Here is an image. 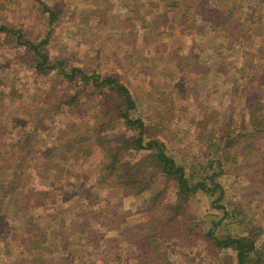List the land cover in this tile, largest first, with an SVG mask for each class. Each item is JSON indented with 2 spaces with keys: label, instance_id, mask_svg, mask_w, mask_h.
<instances>
[{
  "label": "rangeland",
  "instance_id": "rangeland-1",
  "mask_svg": "<svg viewBox=\"0 0 264 264\" xmlns=\"http://www.w3.org/2000/svg\"><path fill=\"white\" fill-rule=\"evenodd\" d=\"M198 1L0 0V24L17 29L32 43L47 39L42 49L51 62L65 58L68 68L78 66L90 71L95 68L102 75L115 73L136 97L139 107L136 116L145 120L147 133L165 142L169 149L176 148L180 159L196 161L193 170L187 168L190 173L198 170L197 166L209 159V155L217 163L221 151H213L215 148L207 146L205 140L214 136V141H220L211 132L216 124H224L222 119L231 111L235 115V128L243 124L242 115L248 107L264 112V99L258 100L264 90V56L262 61L239 70L236 66L242 64L237 57L244 55L248 44L237 55L229 50L202 52L206 51L202 45L207 46L208 42L216 45L219 41L204 36L207 26L194 25L189 30L193 3ZM204 1L211 6L231 4L229 0ZM246 5L247 12L254 9L253 14L239 17L253 16L258 20L254 24L258 32L249 39L263 45L259 32L262 30L264 36V1L253 0V6ZM49 8L58 13V19L51 24ZM185 10L189 20L184 24L175 22ZM195 37L200 47L192 46ZM191 49L195 56L201 50L196 60L211 62L209 70L206 71L208 63L186 68L175 64L177 53ZM34 59L37 56L27 43H18L13 34L0 31V173L5 171L0 176L3 180L0 197L5 196L0 198L3 217L0 264H43L44 254L51 256L47 257L51 264H139L137 244H129L119 234L120 228L128 225L141 233L143 222L163 216L168 205L178 203L177 181L169 178L165 183V178H160L152 184V189L134 196L123 186L96 182L103 161L104 145L100 142L88 154L77 157L74 145L69 143L66 148L51 153L50 148L59 147L77 131L68 129L69 117L62 113L54 115L51 110L66 94L74 92L77 83L55 70L37 71ZM214 63L224 64L229 70L227 75L215 72L219 66ZM228 77L234 80V88H243L245 92L234 94L227 83ZM85 102L79 110L90 112L94 106L91 101ZM43 116L46 118L41 121V129H36ZM155 123L162 127H155ZM115 130L120 134L125 129L118 124ZM82 132L91 133L84 127ZM23 133L33 135L32 143L38 146L34 151L37 157L32 164L27 161L30 167L25 173L22 170L16 173L13 167L16 156L24 154L14 141ZM244 141L246 145L242 142L234 146L230 149L232 156L222 161L225 171L218 179L225 185L223 198L217 200L218 192L198 191L182 202L179 220L192 217L199 222V231L191 236L186 233L178 236L176 232L182 225L178 221L169 240L152 237V246L168 255L169 264H186L192 257L194 264H212L221 255L207 234L211 223L223 217L218 204H224L230 212L217 226L216 234L240 233L251 237L264 257V131ZM43 147L47 151L41 152ZM45 160H49L47 164L43 163ZM51 162L55 165L51 166ZM162 188L157 200L148 204L151 194ZM43 189L48 190L47 194L41 192ZM102 209L109 211L101 216ZM91 210H96L95 214ZM37 227L48 232V237L32 235L40 232L35 231ZM22 233H30L33 243L42 239V246L30 253L21 244ZM36 254L39 261L32 263Z\"/></svg>",
  "mask_w": 264,
  "mask_h": 264
},
{
  "label": "trees",
  "instance_id": "trees-1",
  "mask_svg": "<svg viewBox=\"0 0 264 264\" xmlns=\"http://www.w3.org/2000/svg\"><path fill=\"white\" fill-rule=\"evenodd\" d=\"M229 1L231 4L226 2L222 4L218 3L217 5L220 6H211L204 0L193 3L195 9L191 16L190 27L188 28L192 31V26L194 25L207 26L209 28L204 36L219 41V44L217 42L216 45L210 42H208L207 46L202 45L201 48H203V50L206 48V51L204 50L202 52L210 53L213 50H220L225 53L229 50L231 54L237 55L238 51H241V48H244V45L248 44L244 55L242 57H237V60L240 62L239 64H242V66H236V68L243 70L242 68L244 65L255 64L256 62L262 61L261 56H264V44H254V42L249 39V36L252 39V36L258 32L255 26L258 20L253 16L245 18L247 15H252L254 12L252 8L250 12L246 11L248 10L246 4L253 6V0ZM48 11L51 24L58 19V13L51 8H49ZM240 15H245V17L242 19V17H239ZM188 20L189 15L185 10L175 22L177 21V23L184 24ZM247 21L251 23L249 26L246 24ZM232 29H235L234 33ZM183 30H185V28H183ZM0 31L11 33L16 37L18 43H27L29 45V48L37 56V59H34V68L37 71L55 70L57 73L62 74L68 81L77 83V87L73 93L66 94L65 99H61L51 107L54 115L62 113L66 117H69L67 122L68 129L71 131L77 129V131H75L76 133L73 138L69 140L66 139L67 141L63 140L59 144V147L50 148L51 153H57L59 150L64 149V146L66 148L67 143H69L70 145H74V155L77 157L80 154H88L93 145L100 142V145H104L102 153L103 161L100 164L96 182L106 186H123L125 187L124 189L134 196L141 195L146 193L149 189H152V184L160 178H165V183L169 178H174L177 181L178 203L166 207L167 211L164 214L167 216L166 218H163L164 215L161 217L153 216L149 218L146 222H143L142 226L144 231L141 233L135 232L132 230V226L128 225L125 228H120L119 231V234L125 236L129 244H137L138 251L136 255L139 264H169L170 258L168 255L164 254L161 249L152 246V242H150L152 237H156L161 241L169 240L170 234L175 233L176 229L174 228L178 221L182 224L176 232L178 236L184 233L191 236L193 233L199 231V222L192 219V217H183L179 220V211L180 207H182V202L188 198L189 195L195 194L198 191L210 194L218 192L219 197L217 200L224 197L226 193L225 185L218 179V176L225 171L222 161L232 156L230 152L231 148L242 142H246L244 140H249V138L254 139L259 131H264V112L261 111L258 113L257 110H253L252 106L248 107L247 112L242 115L244 117L242 120L243 124L237 128H235L236 126L233 122L235 116L233 112L231 111L229 115L225 116L222 119L225 121L224 124H216L211 132L216 138L220 137V141H214V136H212L211 139L205 140L207 146H213L215 148L213 151H221V155L218 157L219 159H216L217 163L214 164L215 159L212 158V155H209L211 157L205 162H201L197 166L198 170L194 172L190 171V173H192L190 174L187 168L193 170L196 161H189L187 158L180 159L176 148L169 149L165 142L154 136L151 137V134L149 135L147 133V124L145 120L141 116H136L139 112L136 97L133 95L130 88L121 81L115 73L102 75L100 72H97L95 68L91 71L89 68L78 66L68 68L65 58H59L51 62L48 53L43 52L42 49L47 39H41L38 43L29 42L23 38L20 31L4 24H0ZM248 33L250 35H248ZM259 34L261 37L260 42L263 43L264 36L262 35V30ZM22 39L24 40L22 41ZM194 39L196 43L192 46L200 47V45L197 44L198 38L195 37ZM243 40L244 42L242 43ZM200 52L201 50L199 51L198 49L196 56L200 55ZM175 56V64L184 68L189 65L193 67L194 65L202 63L196 60L195 53L192 49L186 53H177ZM206 63L208 62L202 64ZM262 64H264V60ZM214 65L219 66L215 70L217 73L227 75L226 73L229 72L224 64L219 65L218 63H214ZM210 66L211 62L208 63L206 71L209 70ZM178 69L180 68L178 67ZM227 83L230 84V88L233 90L234 94L238 91L245 92L243 88H241V90L234 88L235 82L229 77ZM260 95L259 101L264 99V90ZM86 100L91 101L94 108H92L90 112H87V110L81 112L79 109L83 108ZM261 110H263V108H261ZM46 112L47 116H50L49 112ZM45 118L46 117L43 116L39 120L36 129H41V121ZM75 118L80 120V122ZM91 122H94V125L91 126ZM118 124H122L125 129L120 134H117L115 130ZM154 125L155 127H162L160 123H155ZM83 127L91 133L87 134L86 132V134H84V132H82ZM249 127L253 129L251 128V130ZM32 138V134L25 135L23 133L14 141V145L24 154L22 157L20 154L16 156V161L14 163L16 166H13L16 173L20 170L25 173V170L27 171L29 169L30 163L32 164L36 160L37 156L34 151L38 146H36L37 143H32ZM78 140H82V143H76ZM244 145H246V143H244L243 146ZM40 150L41 152H45V150L47 151V147L40 148ZM141 151L144 153L140 154ZM5 158L9 159L10 157ZM223 158L224 160H222ZM47 159H49V157H47ZM48 161L45 160L43 163L47 164ZM50 165L53 166L55 164L51 162ZM4 173L5 171L0 173V176ZM1 181L3 180L0 179V183ZM41 192L47 194L48 190L43 189ZM162 193L163 188L152 193L153 195L151 194V198L148 199V204H152L156 201L159 194ZM2 195L0 198H5L4 194ZM217 207L223 209V217H226L230 212L224 204H218ZM108 211L109 209H102L99 215H105L104 212ZM91 212L95 214L96 210H91ZM111 212L112 210H110V213ZM51 214H53V212ZM38 216L40 219L44 217L43 214L40 213ZM231 216H233V214H231ZM223 217L217 221H213L207 231L213 243L220 249L221 254L217 259H214L212 264H264L262 252L258 251L251 237L240 235V233L234 235L230 233L216 234L217 226L222 223ZM2 219V214H0V220ZM239 222L242 223L241 221ZM37 228H35V231L37 230L40 232L32 235H39V238H42L43 234H45L48 237V232H43V228L41 229V227ZM30 233H22V236H19L22 237L21 244H24L31 253L35 247L39 245L42 246L43 240L40 239L33 243V239H29L31 236ZM186 239L189 238L187 237ZM97 255L99 256V254ZM38 257L39 255H37V258L33 256L31 262L37 263L39 261ZM45 257L46 260H44L43 264H51L50 261L52 260L47 258L51 256L44 254L42 259ZM107 259H109V257ZM68 260L71 261L72 258ZM186 264H194V258H188Z\"/></svg>",
  "mask_w": 264,
  "mask_h": 264
}]
</instances>
